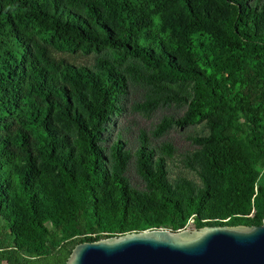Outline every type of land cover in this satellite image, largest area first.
Listing matches in <instances>:
<instances>
[{"label": "trees", "instance_id": "trees-1", "mask_svg": "<svg viewBox=\"0 0 264 264\" xmlns=\"http://www.w3.org/2000/svg\"><path fill=\"white\" fill-rule=\"evenodd\" d=\"M160 108L178 114L132 151L111 133ZM197 125L183 164L198 182L170 180L156 140ZM263 217L264 0H0V264Z\"/></svg>", "mask_w": 264, "mask_h": 264}, {"label": "water", "instance_id": "water-1", "mask_svg": "<svg viewBox=\"0 0 264 264\" xmlns=\"http://www.w3.org/2000/svg\"><path fill=\"white\" fill-rule=\"evenodd\" d=\"M65 264H264V217L257 227L159 229L84 242Z\"/></svg>", "mask_w": 264, "mask_h": 264}, {"label": "rangeland", "instance_id": "rangeland-1", "mask_svg": "<svg viewBox=\"0 0 264 264\" xmlns=\"http://www.w3.org/2000/svg\"><path fill=\"white\" fill-rule=\"evenodd\" d=\"M136 95L135 93H133L130 97V100H136ZM175 114H178V111L176 109L160 108L156 110L149 118H145L141 115L134 114L126 110L125 113L116 120L115 127L111 133L114 134L116 131H120L121 136L127 143V147L132 151L138 130H149L159 121L162 116ZM204 133H206L205 126L197 125L195 127L188 128L182 131L171 130L163 137L156 140V144H160L161 142H168L174 149L172 157L167 162L170 180H174L180 177L194 183L198 182L196 171L185 169L183 162L186 157H190V155H192L197 150V148L193 146L190 137L202 135ZM126 176L134 187L138 189L142 188L141 182L134 174L132 165L129 166ZM185 230H188L190 232L194 230L191 222H188Z\"/></svg>", "mask_w": 264, "mask_h": 264}]
</instances>
